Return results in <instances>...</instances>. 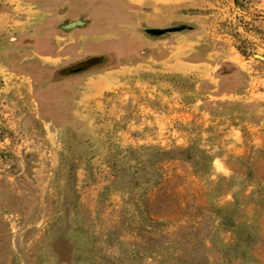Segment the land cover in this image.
Wrapping results in <instances>:
<instances>
[{"label":"rangeland","instance_id":"obj_1","mask_svg":"<svg viewBox=\"0 0 264 264\" xmlns=\"http://www.w3.org/2000/svg\"><path fill=\"white\" fill-rule=\"evenodd\" d=\"M0 264H264V0H0Z\"/></svg>","mask_w":264,"mask_h":264},{"label":"water","instance_id":"obj_2","mask_svg":"<svg viewBox=\"0 0 264 264\" xmlns=\"http://www.w3.org/2000/svg\"><path fill=\"white\" fill-rule=\"evenodd\" d=\"M173 29H151L149 30L151 33H164V32H167V31H172Z\"/></svg>","mask_w":264,"mask_h":264}]
</instances>
